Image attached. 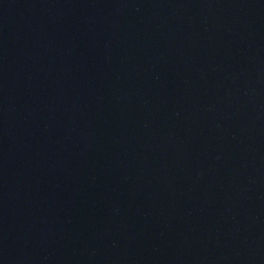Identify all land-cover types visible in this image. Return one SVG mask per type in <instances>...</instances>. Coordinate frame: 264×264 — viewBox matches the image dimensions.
<instances>
[{"label": "water", "instance_id": "95a60500", "mask_svg": "<svg viewBox=\"0 0 264 264\" xmlns=\"http://www.w3.org/2000/svg\"><path fill=\"white\" fill-rule=\"evenodd\" d=\"M0 264H264V139L0 182Z\"/></svg>", "mask_w": 264, "mask_h": 264}]
</instances>
